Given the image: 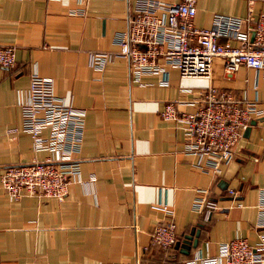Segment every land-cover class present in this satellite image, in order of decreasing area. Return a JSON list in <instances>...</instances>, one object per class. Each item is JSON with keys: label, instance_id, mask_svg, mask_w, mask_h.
<instances>
[{"label": "crops", "instance_id": "obj_1", "mask_svg": "<svg viewBox=\"0 0 264 264\" xmlns=\"http://www.w3.org/2000/svg\"><path fill=\"white\" fill-rule=\"evenodd\" d=\"M131 2L86 0L81 13L77 0H0V45L15 47L14 67L0 66V171L48 155L33 150L17 105V90L27 89L35 68L53 78L57 95L86 109L77 158L81 178L95 177L90 187L69 184L62 199H11L0 184V264H184L197 253L215 255L219 243L236 237L257 241L264 115L242 130L234 157L213 175L185 151L180 124L162 119L159 111L168 101L194 110L196 91L209 84L237 100L264 101L263 79L242 64L226 75L220 58H214L209 79L182 77L168 67L167 85L153 73L133 81L120 55L102 70L91 67L90 51L118 50L111 37L127 27ZM249 8L254 15L264 12V0H197L193 22L209 27L214 13L242 17ZM197 187L217 199L218 209L205 225L191 207ZM155 203L171 212L178 234L172 248L150 244L152 228L166 221Z\"/></svg>", "mask_w": 264, "mask_h": 264}, {"label": "built area", "instance_id": "obj_2", "mask_svg": "<svg viewBox=\"0 0 264 264\" xmlns=\"http://www.w3.org/2000/svg\"><path fill=\"white\" fill-rule=\"evenodd\" d=\"M81 13L86 0H77ZM197 0H132L128 24L111 37L117 51L89 52V65L102 70L108 61L120 55L128 60L133 81L145 73L160 75L159 84H168V67L182 77L211 78L214 58L223 60V71L231 75L242 64L253 68L264 81V12L245 16L214 13L209 27L194 24ZM79 10V7L78 9ZM79 12V11H78ZM236 40L237 43H233ZM15 47L0 45V66L13 68ZM198 104L192 111L168 101L159 111L165 120H174L183 129L185 151L197 155V166L217 175L223 164L235 154L242 130L252 119L264 115V101L236 99L233 93L213 84L196 91ZM21 129L31 137L34 151H47L42 159L5 165L0 184L11 199L22 195L50 196L62 199L69 184L92 185L94 175L81 178L79 159L86 109L66 102L54 91L50 76L33 68L26 90H17ZM229 194L234 189H227ZM153 209L163 212L166 221L152 228L150 244L172 248L178 240L176 226L165 203ZM191 207L201 224L209 223L218 209L217 199L208 188L197 187ZM257 241L249 244L236 237L217 245L215 255L195 254L184 264H264V187L258 189Z\"/></svg>", "mask_w": 264, "mask_h": 264}, {"label": "water", "instance_id": "obj_3", "mask_svg": "<svg viewBox=\"0 0 264 264\" xmlns=\"http://www.w3.org/2000/svg\"><path fill=\"white\" fill-rule=\"evenodd\" d=\"M254 120H251L250 122L253 123ZM249 125L245 128V130H248ZM190 239V238H189ZM192 246L195 247L196 246V240H193Z\"/></svg>", "mask_w": 264, "mask_h": 264}, {"label": "trees", "instance_id": "obj_4", "mask_svg": "<svg viewBox=\"0 0 264 264\" xmlns=\"http://www.w3.org/2000/svg\"><path fill=\"white\" fill-rule=\"evenodd\" d=\"M203 225H205V224H203ZM203 225H201V226H203Z\"/></svg>", "mask_w": 264, "mask_h": 264}]
</instances>
